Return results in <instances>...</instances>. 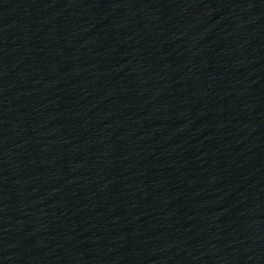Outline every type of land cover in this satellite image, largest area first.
Segmentation results:
<instances>
[{
	"label": "water",
	"instance_id": "obj_1",
	"mask_svg": "<svg viewBox=\"0 0 264 264\" xmlns=\"http://www.w3.org/2000/svg\"><path fill=\"white\" fill-rule=\"evenodd\" d=\"M0 264H264V0H0Z\"/></svg>",
	"mask_w": 264,
	"mask_h": 264
}]
</instances>
